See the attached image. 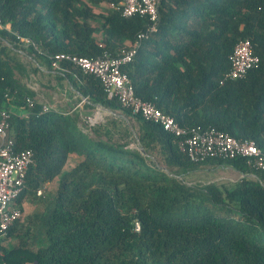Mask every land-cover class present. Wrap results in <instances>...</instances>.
Listing matches in <instances>:
<instances>
[{"label": "trees", "instance_id": "trees-1", "mask_svg": "<svg viewBox=\"0 0 264 264\" xmlns=\"http://www.w3.org/2000/svg\"><path fill=\"white\" fill-rule=\"evenodd\" d=\"M117 2L0 0L9 26L0 28V109L27 112L11 117L8 136L33 155L17 204L35 205L0 242V264H264V174L242 158L191 162L172 134L108 99L93 76L51 67L57 54L115 56L147 33L122 68L134 95L180 128H214L264 154V0H160L155 23L123 17L110 8ZM244 40L257 67L223 81ZM50 80L85 100L81 116L110 114L89 127L75 112L43 113L29 84ZM202 167L241 178L186 181Z\"/></svg>", "mask_w": 264, "mask_h": 264}, {"label": "built area", "instance_id": "built-area-1", "mask_svg": "<svg viewBox=\"0 0 264 264\" xmlns=\"http://www.w3.org/2000/svg\"><path fill=\"white\" fill-rule=\"evenodd\" d=\"M159 3L160 0H118L117 4H111L110 8L120 11L125 18L138 15L155 23ZM0 28L9 30V26H3L1 21ZM152 31L153 24L148 29V32ZM146 35L147 33H139L132 48H123L115 56L107 52L96 58L54 55L51 58V67L60 70L61 63L68 62L93 76L100 83L108 99H116L120 107L129 110L132 115H140L145 121L159 124L165 132L172 134L176 138L178 149L191 162L197 163L211 158L223 160L242 158L251 169L264 174V154L253 141L237 140L214 128H180L172 117L134 95L133 87L127 75L122 72V68L131 62ZM24 41L26 44L30 43L29 40ZM258 63V57L252 54L250 42L248 40L238 42L232 51L230 68L223 81L244 78L249 70L257 67ZM25 102L28 109L33 107L31 99L27 98ZM53 110L55 109L51 106L42 104L43 113ZM15 115L26 117L27 112L18 107L0 109V242L8 229L23 217L17 199L22 192L26 172L32 164L33 157L29 150L16 152L14 143L8 136L9 122ZM101 119L100 114L87 116L82 119V123L90 127ZM238 178H241V175ZM40 194L38 191V195ZM135 230H139L138 223H135Z\"/></svg>", "mask_w": 264, "mask_h": 264}, {"label": "rangeland", "instance_id": "rangeland-1", "mask_svg": "<svg viewBox=\"0 0 264 264\" xmlns=\"http://www.w3.org/2000/svg\"><path fill=\"white\" fill-rule=\"evenodd\" d=\"M30 88L34 90L37 94L39 99L41 100L42 104L51 106V98L58 99L59 95L57 93H49V90L46 88L39 87L38 84H29ZM46 89V90H45ZM47 92L50 94V96H47ZM44 96V98H42ZM53 107V106H51ZM102 116V113L101 115ZM73 161H69L68 166H72ZM239 174L237 172H234L230 168H221V167H202L192 173H190L188 176H186V181L189 183L194 182H216V183H227V182H234L238 179ZM23 217L22 220L25 219V217L29 216L35 209V205L29 201H25L23 203ZM7 241L3 242L4 245H6Z\"/></svg>", "mask_w": 264, "mask_h": 264}, {"label": "crops", "instance_id": "crops-1", "mask_svg": "<svg viewBox=\"0 0 264 264\" xmlns=\"http://www.w3.org/2000/svg\"><path fill=\"white\" fill-rule=\"evenodd\" d=\"M46 89L49 90V93H54V94L57 93L59 95L58 99H54L53 97L51 98L50 105L53 106L52 108L58 111L66 112V113L75 112L77 113L81 122H82V119L87 117V116H81V113L84 111L82 108V103H84L85 100L84 102H82L83 99L82 101L78 100L77 96L72 94V90L70 89V87L65 81L60 82L58 84L55 80H50V87ZM49 93L47 92L48 94L47 96H50ZM42 98H44V96H42ZM101 113L102 115H105L107 113L110 114V112L103 110L100 107H97L93 115L97 116V114L101 115Z\"/></svg>", "mask_w": 264, "mask_h": 264}, {"label": "water", "instance_id": "water-1", "mask_svg": "<svg viewBox=\"0 0 264 264\" xmlns=\"http://www.w3.org/2000/svg\"><path fill=\"white\" fill-rule=\"evenodd\" d=\"M109 112V111H108Z\"/></svg>", "mask_w": 264, "mask_h": 264}]
</instances>
